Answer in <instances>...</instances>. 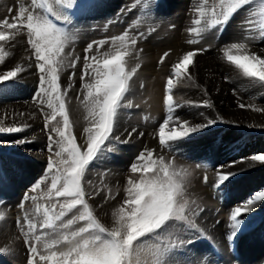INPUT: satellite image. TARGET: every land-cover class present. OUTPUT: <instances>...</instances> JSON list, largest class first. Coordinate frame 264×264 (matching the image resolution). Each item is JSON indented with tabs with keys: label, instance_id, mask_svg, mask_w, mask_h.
Returning a JSON list of instances; mask_svg holds the SVG:
<instances>
[{
	"label": "snow or ice",
	"instance_id": "obj_1",
	"mask_svg": "<svg viewBox=\"0 0 264 264\" xmlns=\"http://www.w3.org/2000/svg\"><path fill=\"white\" fill-rule=\"evenodd\" d=\"M140 3L141 0H135L126 11H138L136 5ZM158 3L159 0H143L144 7L151 8L153 22ZM255 5L259 8L258 21L255 7L249 9ZM94 7L93 0H28L16 9L9 8L10 15L0 19V65L7 67V59L14 55L12 50L18 44H23L28 53L24 63L0 72V91H7L9 85L15 87L21 74L28 69L37 74L38 87L33 102L42 115V131L48 140L44 177L18 204L22 215L17 217L16 226L20 232L18 239L23 241L27 251L26 264H215L208 259L209 254L215 255V241L198 223L204 209L189 191L191 172L178 167L174 157L169 159L165 155L173 152L182 141L190 140L218 123H227L219 114L209 118L201 112L202 123L181 120L176 114L181 105L173 98L174 80L181 85L199 87L189 68L194 66V57L209 51L211 45L186 51L171 64L164 95L166 116L158 126L159 153L156 149L145 148L138 154L130 165L123 196L117 200L121 189L114 192L106 184L97 186L88 179V173L92 166L117 152L120 145L129 143L134 135L144 136L135 127L125 129L123 139L116 133L121 116L139 107L132 97L134 78L141 64L129 67V58L139 60L143 49H137L138 42L147 39V35L156 29L150 28L146 34L128 28L120 35L93 40L87 43L81 58L75 52L80 30L74 18ZM242 10L245 17L237 25V35L219 51L235 78L264 89V47L259 52L254 50L255 45L264 43V0H197L192 8L193 26L186 30L195 38H189L187 43L203 44L205 33L211 31L222 34ZM13 11L15 14L11 15ZM105 45H109L108 49L101 51ZM168 56L169 52H165L159 63L163 64ZM77 65H82L79 72ZM65 72L69 74L67 85L63 86L61 77ZM77 76L80 90L76 100L87 122L83 129V144L77 142L72 132L68 107L71 101L68 93L73 90ZM224 79L231 78L225 76ZM143 87L141 83L140 88ZM233 93L236 94L235 89ZM207 94L204 90V95ZM203 106L214 108L209 100H204ZM238 106L246 107L239 101ZM247 107L264 111L252 104ZM170 123L173 127L169 129ZM28 127L30 125L26 123L4 126V118H0V135L21 133ZM30 142L27 138L16 139L11 146ZM238 164H246L249 168L264 166V152L240 157L227 166H216L212 187L219 190L238 175V172L225 170ZM196 167L207 168L208 164H197ZM108 172L110 170L105 169L99 175ZM202 179L204 183L208 182L206 174ZM7 183L8 177L0 167V189ZM37 192L38 195L32 194ZM97 196L103 201L97 206L100 208L110 201H117L111 209L110 224L101 221L97 207L90 203ZM40 200L45 202L39 203ZM258 201L264 202V190L255 192L231 209L226 233L230 249H235L236 241L242 235L255 230L257 225L251 222V214ZM4 220L5 212L0 210V221ZM200 240L209 242V247L195 248ZM14 252L11 245L0 247V254L12 255ZM188 253H192L190 259Z\"/></svg>",
	"mask_w": 264,
	"mask_h": 264
},
{
	"label": "rangeland",
	"instance_id": "obj_2",
	"mask_svg": "<svg viewBox=\"0 0 264 264\" xmlns=\"http://www.w3.org/2000/svg\"><path fill=\"white\" fill-rule=\"evenodd\" d=\"M21 2L27 3L28 0H8V3H6V0H0V13L2 14V15L0 14V19H3L4 17L9 16L10 14L8 12V9L18 8V5ZM93 2L96 5V7H94L91 11H89L86 14H82V15L78 14V18H74L76 19V27L80 30V38H79L78 43L76 44V46L78 45L80 49L76 50V46H75V52L77 55H80L81 58L83 57V50H84L83 47L84 46H81L80 44L84 45V43L82 42V37L87 27H90V30H91L90 32L97 30L96 35L97 37H100V39H103V36L105 38L112 37L108 35L106 31L107 30L106 27L108 24H113V23L123 27V30L131 28L133 32L143 31L146 34L148 33V30L150 28L154 27L156 30L152 32L150 35H147V39L154 36L157 40H160L164 36V35H157L158 33L157 29H159V26L160 24H162V22L163 23L166 22V20L169 18V16L167 17L166 14L169 13L168 8L170 6V0H159L158 6L155 7L154 9V22H153V15H152L151 8L144 7L143 0H141L140 4L136 5L137 9L139 10L132 11V12H128L126 11V9L131 7L135 3V0H93ZM122 2L124 4H122ZM196 3H197V0H194V2L190 4L191 5V16L189 17L187 29L193 26L192 19H193L194 13L192 11V8ZM118 6H119L118 10L115 11V14H114V9H116V7ZM253 7H255L256 9L257 15L255 19L258 21L260 19L258 15L259 13L258 5L249 6V9H252ZM14 14H15V11H13L11 15H14ZM119 14L120 16H118ZM244 17H245V11L242 10L238 12L232 18L231 22L235 19L238 20V22H240L242 19H244ZM237 18H240V19H237ZM110 19L112 23L110 22ZM137 19L139 20L138 23H137ZM230 23L228 24V26L230 25ZM133 25H135V27H132ZM170 25H174V24L168 25L169 29H172ZM227 28L223 31L222 34L217 33L215 31L205 33L204 37H209L210 39L209 42L211 43H208L206 40L205 41L203 40V44L190 45L186 43L187 44L186 46L189 49L181 52L178 56H175L176 58L170 63H167V57L165 58L163 64L166 63L167 70H166V74H164L163 76V82H162L163 83L162 85L163 96L161 100V109H160L161 111L158 113H154V114L151 113L150 111L146 113H142V114L140 112L138 113V118L140 119V121L144 123L147 122L149 125L151 124L150 125L151 129L149 128V132H150L149 138L153 143L150 144V146H148V149H156L157 153H159L158 126L160 123L163 122V119L166 116V106L164 104V95H165V85H166L167 77L170 73L171 64L177 61V59L181 57L184 52L210 44L211 49L209 51L211 50L214 51V58L216 59V61L221 63L222 66L229 68L223 62L221 58V53L219 51V49L223 45L231 41V40L226 39ZM191 37L195 38V35L193 34ZM147 39H143L140 41L143 42ZM211 40H213L215 45ZM21 47L27 56L28 53L25 51L23 44H21ZM104 47L105 48H102L101 51L107 50L109 45H105ZM261 47H264L263 43L255 45L254 50L259 52V49ZM209 51L203 54H198L197 56L204 57V55L207 54ZM165 52H168V51H163L162 53H160L159 58L157 60L158 64H160L159 63L160 57L163 56ZM140 57H141V52L139 53V60H136L134 58H129V67L135 66L136 63H140L142 66ZM194 61H195V57H194ZM163 64H160V65H163ZM81 67L82 65H77V72H79ZM0 72H4L2 70V65H0ZM32 74L36 78V85H35V88L32 89L33 91L30 93L29 92L30 90H29L27 96L25 97L26 102L29 100L31 103L33 102V97L38 87V76L33 70H32ZM68 74H69L68 72H65L63 73L61 77L63 86L67 85ZM227 74L228 73H226V75ZM223 80L224 82H226L224 78ZM141 83H143L144 85L143 79H140L138 81L139 88H140ZM174 85H175L174 90H173L174 101H176L177 104L181 105V107L176 109V114L179 115L181 120L186 119L190 123H202L204 122V117L200 116V113L203 112L204 116L208 117L207 114H205V112H208V111L212 113L211 118H215L217 114H219L220 117H223L218 111H215L214 108H208L206 106H203L204 100H209L212 104H213V100L210 99L207 95H204L202 91L197 93V95H200L201 97L197 96V98H194V100L190 99L189 98L190 96L186 97L188 99H181V95L178 94V90L181 88L180 87L181 84L177 83V81L174 80ZM183 88L185 89V86H183ZM79 90H80V81H79V77L77 76L75 78V86L73 90L68 93L69 97L71 98V101L68 107H69L70 119L73 122L72 132L74 135H76L77 142L80 144H83L85 140V134L83 132V129L87 125V122L84 120V111L82 107L80 106V104L78 103V101L76 100V96ZM14 91H15V87H12L11 85H9L7 91H0V95L3 92V95L6 96L8 93H13ZM262 93L263 91L257 92L255 94L256 95L255 97L260 96ZM28 95H31L30 98L28 97ZM32 104H33V108L40 116L39 117L40 127L37 128L38 130L37 132H39L43 136L42 140L38 142V144L36 143L35 138L32 135H30L31 133L24 134L21 132V133L12 134V135H0V143L3 144V146L0 147V167H2L4 173L8 177L7 185L3 187L2 189H0V201H2V204H3V206L0 207V210L4 211L5 215L7 212H9L10 209H12L13 205L16 204L18 208V204L21 202L25 193H28L31 187L37 182H39L44 177V174H45L47 157L49 155L47 151V147H46L48 140H47L46 133L42 131L43 129L42 115L38 112L37 106L34 104V102ZM135 104L139 105V102L138 103L136 102ZM193 104H199L200 106L199 107L192 106ZM139 108L140 106L138 108L130 109L126 111L122 116L127 119H130L134 116V114H136L135 112L138 111ZM184 116H187V117L184 118ZM146 117L147 119H145ZM223 119L224 121H227L224 117ZM172 127L173 125L170 123L169 129ZM120 129L121 128L119 126V131H117L116 134L120 135L123 139L126 133H125V130L121 131ZM167 131L168 129H166V132ZM205 135H211L210 137L211 138L210 141H212L211 146L214 149L212 147L206 148V149L203 148L201 150L194 149V147L191 145L192 141L198 138H202ZM224 135H226L227 137H225ZM135 137L137 139L142 138L138 135H135ZM256 137H262L264 139V128H257V127L253 128V127H249L248 125H245L244 123L238 124V123H231L227 121V123H218L217 125L204 130L202 133H199L198 135L194 136L190 140L182 141L178 146H175V149L173 152L165 153V155L169 159H172L173 157L175 158L174 163L178 167L187 168L188 171L191 172V178H190L191 184L189 186V191L191 195L193 196V198H195L197 202L200 204V206L204 209L203 213L198 218V223L206 229V231L213 237L215 241V249H213V251L215 252V255L209 254L208 256V259L213 260L215 264H229V263L235 264L236 261L240 259L241 260L244 259L243 255H245L246 257L249 256L246 251L243 252L241 241L243 238H247L248 234L251 233L252 231L242 235L239 238V240L236 241L235 249H230L228 247V244L226 241V233L228 232V224L230 222V211L233 207L240 205L241 202L243 201H246V199L249 198L251 195H253L255 192L264 190V181L259 185H253L249 190L245 189L244 191L237 192L236 188H233V182L242 178L243 175L247 174L249 172V170H247L244 172H238V175L232 177L230 181L227 182L224 186H222L219 190L214 189L212 187V184L215 179L216 166L218 165L227 166L230 164L231 161L239 160L240 157L250 156L252 154L264 152V145H256ZM24 138L29 139L31 142L24 144V145H20V146H11L12 141L16 139H24ZM127 144L128 143L120 145L119 150L117 152L109 155L105 161L92 166L90 172L88 173V179L92 180L95 185L103 187L105 184L109 186V182L106 181L105 175L101 176L99 174L102 173L103 170L105 169L110 170V168H114V167L120 168L119 170L123 172V182L121 183L119 187H117L121 189V195L120 197L117 198V200H119L123 196L122 189L126 183L127 177L130 174V165L136 160V157L138 156L137 155L135 158H133V161L131 163L125 162L121 164V166L118 164V161L120 158V152L124 149V147ZM219 145L222 148L219 147ZM244 147H246L245 151L242 150ZM143 150L141 149L140 152H142ZM27 151L28 152L35 151L36 153H39L43 157L41 168L39 172L36 173L35 176L34 174L33 175L30 174L31 172L28 168V165L31 164L32 161L30 160L29 154L26 153ZM204 163L208 164L207 168H204V167L197 168L196 167L197 164H204ZM257 167L258 169H261V170L264 169V166L257 165ZM233 168H225V170L233 171ZM107 174H109V172ZM205 174L208 176L207 183H204L202 179ZM204 188L207 189L206 191L210 196L206 195V193L203 192L204 190L203 191L201 190ZM116 189L114 190V192L116 191ZM32 194L38 195L39 193L37 192V193H32ZM99 197L100 196H97L95 197L93 201H90V203H92L94 207H97L99 204L103 203L102 200L99 201L98 199ZM210 197H212L213 200L216 199L215 206L210 201ZM44 202L45 201L43 200L39 201V203H44ZM28 206H30V204ZM99 208L100 207H97V215L99 216L101 221L104 222L106 225L110 224L111 218H109V220H105L104 216L102 214H99L98 212ZM220 211L222 212L221 213L222 215L220 216V218H215L214 221L212 222L211 217H210L211 213H212V216L215 217L220 213ZM205 212H207L208 215H204ZM20 215H22L21 210L18 211V214L17 216H15L13 223H14L15 230H16L15 236L17 240L21 242L24 248L21 251L22 257H25L26 258L25 262H27V251L23 245V241L21 239H18V237L20 236V232H19L18 227L16 226V219ZM263 217H264V202L258 201L257 205L254 208L253 213L251 214V222L257 225L255 227V230L257 229L258 231V228L259 227L261 228L264 225L263 220H261L263 219ZM222 221H224L222 229L220 230L218 235L214 234L213 232L214 228L218 226L220 223H222ZM261 233L257 235L253 234L252 237L255 236L256 238H258L260 235L262 236ZM194 247L197 249L208 248L209 242L200 240L196 245H194ZM187 257L190 259L192 257V253H188ZM229 259H232L233 261H230ZM259 262L255 264H264L263 262H260V263ZM0 264H6L4 262L3 257H1V255H0Z\"/></svg>",
	"mask_w": 264,
	"mask_h": 264
},
{
	"label": "bare ground",
	"instance_id": "obj_3",
	"mask_svg": "<svg viewBox=\"0 0 264 264\" xmlns=\"http://www.w3.org/2000/svg\"><path fill=\"white\" fill-rule=\"evenodd\" d=\"M192 2H194V0H170V6L168 8L169 13L166 14L167 17L169 16V18L166 20V22H162V24H160L159 26V29H157V35H164L163 38L157 40L154 36H152L143 42H138L137 49H143L140 57L142 66L137 73V77L135 78L134 95L132 98L135 103L139 102L140 108L130 119L121 116L120 130H130L132 127H135L137 128L138 132H143L144 136L141 139H137L134 135L130 142L125 146L126 148L124 147V149L120 152V158L118 157V164L120 166L125 162L131 163L133 161V158H135L140 153L141 149L143 150L145 148H148V146L153 143L149 138V128L151 124L149 125L147 122L144 123L140 121V119L138 118V113L140 112L142 114L150 111L154 114L161 111V100L163 96L162 82L167 68L166 63L160 65L157 63V60L160 53H162L163 51H168L169 56L167 57V63H170L176 58L175 56H178L181 52L189 49L186 46V43L187 40L192 37L189 36L186 30L189 17L191 16L190 4ZM6 3H8V0H6ZM122 4L124 3L122 2ZM118 8L119 6L114 9V14L115 11L118 10ZM118 16H120V14ZM238 23V20L235 19L228 26L226 31L227 40H232L237 35ZM169 24H174L175 27L169 29ZM106 28L109 36L120 35V33L122 34L124 31L123 27L114 23L108 24ZM90 31V27H87L85 29V32L83 33L82 42L84 43V45L80 44L81 46H84L83 48L86 47L87 43L93 40H101L100 37H97L96 35L97 30H94L93 32ZM103 39H105L104 36ZM205 40L208 43H211L209 42V37H204V41ZM211 41L213 42V40ZM79 49L80 48L77 45L76 50ZM12 51L14 55L7 59V67L2 65L3 71L10 70V68L14 67L17 63H24L26 54L24 53L21 44H18L16 49ZM189 71L195 77V82L197 85H199V87L180 85L181 88L178 90V94L181 95V99H188L186 97L190 96L189 98L194 100V98L200 96L197 95L198 92L202 91L204 93V90H206L208 93L207 96L213 100L215 111H218L228 122L238 124L244 123L249 127L252 125L251 127L253 128H264V111L257 112L253 111L252 108L247 107V105L252 104L255 105V107L264 109V89L258 86H250L247 82L235 78V74L230 68L224 67L221 65V63L216 61V59L214 58V51L212 50L205 54L204 57L196 56L194 66H190ZM226 73L228 74L226 75ZM225 76H228L231 79L224 82L223 78ZM140 79L144 80V87L142 89L138 86V81ZM35 85L36 78L32 74V69H28L27 71L22 73L21 78L15 85V91L13 93H8L6 96L3 95V92L0 95V118H4V126H10L13 123H26L30 125V127H28L22 133H31L30 135L35 138L36 143L38 144V142H40L43 137L42 134L37 132V128L40 127V116L33 108V102L31 103L29 100L26 102L25 99L28 91L30 90L29 92L31 93L33 91L32 89L35 88ZM183 86H185V89L183 88ZM233 89L236 90V94L233 93ZM259 91H263V93L260 96L255 97V94ZM30 96L31 95H28L29 98ZM238 101L239 103H244L246 107L243 109L240 108L238 106ZM5 113H7V117H5ZM21 113H23L24 115L20 116L19 114ZM205 114H207V116L211 118L212 113L210 111L205 112ZM186 117L187 116H184V118ZM224 136L227 137L226 135ZM210 137L211 135H205L202 138H198L192 141L191 145L194 147V149L197 150H201L203 148H211L212 141H210ZM256 145H264V139L262 137H256ZM219 147L221 146L219 145ZM245 148L246 147H244L242 150L245 151ZM26 153L29 154L30 160L32 161V163L28 165V168L31 172L30 174H34L35 176L41 168L43 157L35 151H27ZM119 169L120 168L116 167L110 168L109 174L105 175L106 181L109 182V186H111L113 191L123 182V172ZM247 170H249L247 174L243 175L242 178L233 182V188H236L237 192L244 191L245 189L249 190L253 185H259L264 181V169H258L257 166L249 168L246 164H238L233 168V171L237 172H244ZM201 190H204L203 192L206 193V195H209L206 191L207 189L204 188ZM98 199L99 201L102 200L101 197H99ZM210 201L215 206L216 199L213 200V198L210 197ZM116 202L117 201H110L108 204H105L103 208L98 209L99 214H102L105 220H109L111 209ZM15 206L16 204L13 205L12 209H10L9 212L6 213L5 220L0 222V247L11 245L15 249V252L12 255H0L1 257H3L6 264H25L26 258L22 257L21 253L24 248L21 242L17 240L15 236L16 230L13 221L15 216H17L18 211H20L18 210L19 208ZM221 211L215 217L212 216V213L211 216L209 215L212 222L215 218H220V216L222 215ZM204 215H208L207 212H205ZM261 220H263L264 223V217ZM223 224L224 221H222V223L214 228V234L218 235L223 227ZM262 227H259L258 231L257 229L254 230L255 232L252 231L248 234L247 238L242 239L241 246L243 252L246 251L249 256L246 257L245 255H243L244 259H240L241 261H236L235 264H255L259 261L264 263V227ZM259 233H261L262 236L260 235L258 238H256L255 236L252 237L253 234L257 235ZM14 239L16 240L15 244L12 243ZM229 260L233 261L232 259Z\"/></svg>",
	"mask_w": 264,
	"mask_h": 264
}]
</instances>
